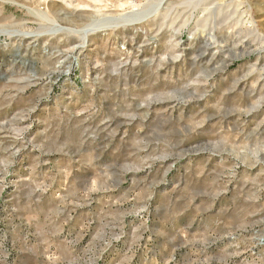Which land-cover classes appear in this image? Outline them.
<instances>
[{
	"label": "rangeland",
	"instance_id": "obj_1",
	"mask_svg": "<svg viewBox=\"0 0 264 264\" xmlns=\"http://www.w3.org/2000/svg\"><path fill=\"white\" fill-rule=\"evenodd\" d=\"M259 9L0 0V264H264Z\"/></svg>",
	"mask_w": 264,
	"mask_h": 264
},
{
	"label": "bare ground",
	"instance_id": "obj_2",
	"mask_svg": "<svg viewBox=\"0 0 264 264\" xmlns=\"http://www.w3.org/2000/svg\"><path fill=\"white\" fill-rule=\"evenodd\" d=\"M119 6H124V4L123 5H119ZM258 13H259V17L261 18V21H262V23H264V10H261V9H259V11H258ZM148 15V14H147ZM130 17H134L135 18V16H130ZM131 19V18H130ZM126 20V19H122L121 21H119V22H124V21H131V20ZM137 19V18H136ZM84 21H85V25H86V28H88V27H90V28H88V30L86 29L85 31H84V34H86L85 32H87L88 33V31H97V30H99V29H102V27H105V26H109V28L112 30V29H115V28H118V21H116V23H112V22H115V21H112V22H108V21H101V22H96V23H93L94 21L93 20H91V22L87 19V18H84L83 19ZM90 22V23H89ZM91 23H93V24H91ZM84 25V26H85ZM127 25V24H126ZM125 26V25H124ZM123 26V27H124ZM106 28V27H105ZM159 30V29H158Z\"/></svg>",
	"mask_w": 264,
	"mask_h": 264
}]
</instances>
